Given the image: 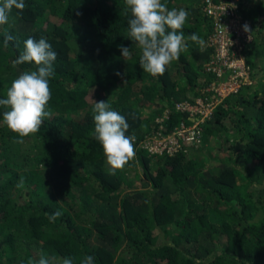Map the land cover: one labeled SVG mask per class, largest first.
<instances>
[{"label": "trees", "instance_id": "trees-1", "mask_svg": "<svg viewBox=\"0 0 264 264\" xmlns=\"http://www.w3.org/2000/svg\"><path fill=\"white\" fill-rule=\"evenodd\" d=\"M237 1L253 27L243 51L253 80L215 107L200 141L172 153L142 141L190 122L177 101L209 94L205 0H162L189 13L187 50L157 76L143 72L127 38L125 0H25L13 9L0 28V99L35 70L13 67L27 38H45L57 59L50 115L36 134L9 131L0 107V264H30L41 253L54 264L89 255L95 264H264V0ZM93 100L110 103L135 136V159L116 175L91 135Z\"/></svg>", "mask_w": 264, "mask_h": 264}, {"label": "clouds", "instance_id": "clouds-1", "mask_svg": "<svg viewBox=\"0 0 264 264\" xmlns=\"http://www.w3.org/2000/svg\"><path fill=\"white\" fill-rule=\"evenodd\" d=\"M125 6L126 14L130 12L131 17L127 21L126 35L140 50V68L152 76L163 75L167 66L187 50L182 30L189 13L183 8L169 10L162 0H125ZM25 7V0H0V28L8 23L13 9L23 11ZM243 30L249 31L246 24ZM188 39L200 40L195 33ZM12 40L11 35H6L4 46L7 47ZM118 48L123 58H131L130 48ZM56 59L57 53L45 38L36 40L29 37L13 61V67L24 63L35 66V70L24 71L12 80L6 90V98L0 99V107L7 109L2 114L3 125L20 138L36 134L50 115L47 110L52 98L49 80L55 75L53 62ZM92 112L94 131L91 135L102 148L108 173L116 175L135 159V136L126 135L129 125L125 117L113 110L107 101L93 100ZM22 185L23 181L18 186ZM59 216L61 212L56 211L49 219L54 221ZM54 261L55 258L41 253L40 258L30 264H54ZM60 264H74V259L63 258ZM80 264H95L94 257L84 256Z\"/></svg>", "mask_w": 264, "mask_h": 264}, {"label": "built area", "instance_id": "built-area-1", "mask_svg": "<svg viewBox=\"0 0 264 264\" xmlns=\"http://www.w3.org/2000/svg\"><path fill=\"white\" fill-rule=\"evenodd\" d=\"M211 24L207 36L212 49L210 58L204 63L205 70L213 74V80L192 103L180 100L175 108L186 111L189 123L181 121L169 134L153 133L142 141L150 152L172 153L183 146L200 141L202 124L215 107L230 93L243 84L251 82V70L243 51L253 40L252 23L242 15L237 0H205L202 7ZM247 25L248 32L243 30Z\"/></svg>", "mask_w": 264, "mask_h": 264}, {"label": "rangeland", "instance_id": "rangeland-1", "mask_svg": "<svg viewBox=\"0 0 264 264\" xmlns=\"http://www.w3.org/2000/svg\"><path fill=\"white\" fill-rule=\"evenodd\" d=\"M252 12H253V11H252ZM247 13H248V12H247ZM243 14L246 15L245 11H243ZM250 14H251V13H250ZM252 80H253V79H252ZM252 80H251V82H252ZM147 137H149V138H147ZM145 138L150 139V135L146 136ZM145 138H144L143 140H145Z\"/></svg>", "mask_w": 264, "mask_h": 264}]
</instances>
